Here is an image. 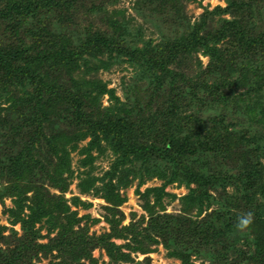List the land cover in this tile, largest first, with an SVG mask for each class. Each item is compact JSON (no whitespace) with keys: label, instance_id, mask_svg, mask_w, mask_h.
I'll return each instance as SVG.
<instances>
[{"label":"trees","instance_id":"obj_1","mask_svg":"<svg viewBox=\"0 0 264 264\" xmlns=\"http://www.w3.org/2000/svg\"><path fill=\"white\" fill-rule=\"evenodd\" d=\"M117 1L0 0V182L8 178L7 194L17 199L15 208L5 211L12 219L11 224L19 223L23 230L11 255L3 256L0 264H17L23 258L27 260L30 253L55 259L63 257L48 264H78L89 259L96 247L104 248L112 260L148 264L146 259L135 261L130 254L120 253V247H113L109 239L121 237L120 229L93 238L88 234L87 224L80 226L81 220L89 216L76 218L65 203L55 202L53 210L39 193L42 181L61 192L67 190L68 179L72 177L69 150H77L79 141L86 137L90 139L86 147L92 148L101 141L111 142L114 159L102 176L93 177L90 170L85 172L79 184L82 193L102 194L115 204L121 202L117 189L129 185V178L139 177L138 186L151 175L162 178L164 185L174 182L195 185L181 198L184 210L176 214H155L153 206L149 207L146 201L145 209L152 215L148 226L138 234L132 230L126 234L135 244L125 246L131 249L132 255L149 253L151 245L162 244L168 255L181 264L199 261V264H264V147L255 136L250 138L243 132L240 139L232 145L228 141V148L218 151V138L212 133L214 119L207 124L195 113L196 106L203 114H210V104L233 99L231 91L239 84L217 78L219 73H228V77L237 74L240 82L245 80V75L250 78L247 84L257 106L248 111L247 119L256 121L264 135V92L261 93L264 90V30L254 35L249 32L252 27L243 23V17L251 15L253 10L260 13L264 3L225 0L224 8L217 6L205 11L199 21L189 24L188 32L178 41L162 39L159 43L166 37L158 29L161 35L156 43L148 39L138 47L125 39L122 27L114 33L115 38L109 36V29L119 31L120 24L113 19L107 21L108 30L89 25L91 16H103L107 2ZM158 4L150 14L153 19L148 20L173 23V7L163 2ZM227 14L229 18L224 17ZM216 17L218 23H213ZM175 22L182 24V20ZM74 26L75 33L70 30ZM225 40L236 43L233 47L238 57L242 54L246 62L240 64L230 46L213 48ZM198 52L210 58L206 75L208 72L213 75H210L211 84L200 76L189 78V68L201 70L193 64ZM104 53L118 64L125 63L122 61L125 59L129 66L140 68L136 80L123 83L128 101H121L114 89H107L96 78L84 83L89 91L82 94L83 82L73 78L76 68H89V63L93 69L98 68L96 56ZM109 65L106 62L104 67ZM257 75L258 81L250 83ZM188 80L192 85L186 86ZM165 86L169 92L162 91ZM104 93L114 102L112 107L96 105ZM234 147L240 149L237 159L244 166L242 171L216 172L217 164L234 161V155L231 156ZM79 164L82 168L86 166L82 161ZM25 176L30 179V187L18 185ZM32 184L40 187L31 203L26 204L23 195ZM228 185L237 191L224 195ZM208 188L221 189V202L219 207L202 215L205 205L214 204ZM161 192L163 187L148 188L143 194L144 200L154 194L158 205ZM7 194L3 192L0 198ZM192 207H196L193 213ZM245 210L254 213V223L251 230L240 232L235 223ZM37 223H42L40 228H35ZM43 227L47 233L44 236L41 235ZM252 230L256 231L253 240ZM55 231V236L50 238ZM41 237L48 238L49 242L39 244L37 240ZM237 238L252 241L254 253L244 248L239 250ZM53 252L57 254L52 256Z\"/></svg>","mask_w":264,"mask_h":264},{"label":"rangeland","instance_id":"obj_2","mask_svg":"<svg viewBox=\"0 0 264 264\" xmlns=\"http://www.w3.org/2000/svg\"><path fill=\"white\" fill-rule=\"evenodd\" d=\"M260 1L262 5L264 3V0ZM159 2H163L167 6L173 7L174 14H171V16L173 17V23L163 24L158 20H148L153 19V17L150 18V14L152 10L155 11L154 7L156 8L157 5H160L158 4ZM217 6H221L224 8L226 6L225 0H118L115 3L107 2L106 7H103V16L100 15L99 18H96L95 15L91 16L88 22L90 23L89 25H93L94 28H98L100 30H108L107 21L109 19H113L120 25H117L119 27V31H116L114 28H112V30L109 29V36H111L112 39L116 37L115 34L120 32V28L122 27L121 32H124L125 39L127 41L129 40V42L132 41V43L136 44L138 47H142L146 44V42H148V39H153L154 43H156L159 39V36L161 35L160 31L166 38H161L158 41L159 43L162 39H167V41L174 42L178 41L176 39L188 32L189 24L191 25L199 21L201 14H203L205 11H212ZM224 17L229 18V15H224ZM168 19L169 18H166V20ZM84 20L82 17L81 21ZM175 20H182V24H177ZM218 20L219 18L216 17L213 23H218ZM169 21L170 20H168V22ZM243 21L244 24L250 25L252 27L251 31H249L251 34H260L264 30V8L262 7L260 13H257L253 10L251 15L247 14L243 17ZM76 29V26H74L70 30L75 33L74 30ZM158 29L160 31H158ZM136 30H138L137 33ZM161 43H164V41H162ZM231 43L232 44H230L229 41L225 40L217 43V45L213 48L220 49L222 47L228 48L230 46L231 49L229 48V50L233 52L235 59L240 64H243L244 61L246 62V59H244L242 54L240 55V57H238L239 54L233 47L234 45H236V43L234 41H232ZM96 57V66H98V68L93 69V65L89 63V68H76L74 73H72L74 79L78 80L81 83L83 82L82 94H84L85 91L88 90V86L85 88L84 83L92 81L94 78H96L100 81L99 84L105 85L107 89H114V93L116 94V96L120 97L121 101H128L124 93L123 83L129 84L131 81L136 80L138 78L136 74H138L140 68H133L129 66L126 63L125 59H122V61H125L126 64L122 62L121 64H118V61L113 60L109 55H107V53ZM196 58L197 59L193 64L199 66L201 70H197V68L195 67L189 68L187 70L189 78L195 79L196 77L198 78V76H200L203 77V81H207L209 84H211V81H213V79H211V76L213 77V75L211 74V72H208V74L206 75V66L210 58L208 56L202 55V53L200 52H198ZM106 62L110 63L109 68L104 67V64H106ZM161 73L162 72H158L159 75ZM259 75L254 76L255 78L252 77L250 83H255L256 81H258ZM217 78L230 80L233 83L239 84L238 86H233L234 89L231 91L232 94L230 95V98L232 97L233 99H229L228 102H220L219 104H210L212 105V111L210 112V114H208L207 112L203 114L202 109L196 106L197 110L195 111V113L197 112V116H199L201 120L204 123L206 122L207 124L208 122H210V120L214 119L212 133L214 134L213 137L218 138V151L228 148V141V144L232 145L237 139H240V134L243 132H246L248 137L255 136L258 142H260L259 145L264 147V135L260 131V127H258V124L255 123L256 121L247 119L248 116L246 115L248 111L253 109L255 110V108H257V106L254 104L255 100H253L250 95V88L247 84V80H249L250 78L248 76L245 77L244 75L245 80L240 82L237 74L234 73L230 77H228V73H219ZM62 79L63 78H61L60 81H62ZM182 85L183 84H181L180 86ZM190 85H192V82L188 80L186 82V86ZM162 91L165 93L169 92V87L165 86ZM263 92L264 90H261V93ZM127 97H130V94ZM113 103L114 102L111 100L108 93H104L99 101H97L96 105L100 106V108H107L109 106L112 107ZM155 107L156 105L153 107V111L155 110ZM113 108H115V106ZM95 110L97 111L96 107ZM156 120L153 121V123L156 122ZM160 123L161 120L158 119L157 124ZM57 126H59V124ZM47 130L48 128L45 130V132H47ZM88 141H90V139L86 137L79 141V143L77 144V150H69V159L71 161L70 170L72 172V177H68V180L70 181L68 182L67 190L61 192L58 189L52 187L47 181H42L39 193L47 202L46 204H48V207L51 206V208L54 210L55 202H59L62 204L65 203V205L68 206L69 211L77 215L76 218H84V216H89L91 224L89 223V219L84 218L81 220L80 226L87 224L89 229L88 234L89 236H93V238L101 237L102 235H109L112 231H118L120 229V232L123 235L121 237L119 236V238L112 236L109 239V242L113 244V247H120V253H127L130 254L131 257L133 256V259L135 261H142L143 259H146L148 264H181L179 260L168 255V251L163 247L162 244L151 245V250L149 251V253L132 255L131 249H127L125 248V246H135V244L131 241L130 235L126 236V234L131 230L133 233L135 232V234H138V232L140 233L143 228L148 226L150 217L152 215L148 212V210L145 209V206H147L146 201L148 202L149 207L153 206V213L155 212V214L163 212L176 214L179 213L184 206L181 198L186 197L190 193L189 191L191 189H194L195 185L192 183L187 184L186 182H174L168 185H164V181L162 178L158 177L157 175H151L150 177H145L144 179H146V181H144L141 186H138L139 177L134 178V180L129 178V180L131 181L129 185L117 189L116 192L121 202L115 204L104 199L102 197V194L95 195V193L92 192L82 193L83 191L79 187V184L81 183V180L85 178V172L90 170L92 171L93 177L102 176L104 172L109 170L114 159V154L110 147V144H112L111 142L107 143L105 141H101L99 142V144H96L91 148L89 146L86 147ZM238 151H240V149L238 147H234L233 152H231V156L234 155V161L232 162L230 160H225V162L217 164L215 167V171H222L226 173L229 172L232 174L235 173L236 170L241 172L242 167L244 166L237 159ZM81 161L85 162L86 166L84 168L80 167L79 163H81ZM262 161H264V159H262ZM190 166L192 167L193 165ZM65 176L67 175L65 174L64 177ZM2 182L3 183L0 182V189H3L4 191L1 190L0 195L3 192L5 195L8 193V189H6V184L9 183L8 178H5ZM28 182H30L28 176H25L23 178L21 177V179L18 181V185L21 187H27L26 184H28ZM28 186L30 187L29 184ZM40 186H33L32 184V188L28 187L29 190L25 193V195H23L25 196L26 204L31 203L32 198L37 195L36 189ZM162 187L163 193L161 192V203H159L158 205L155 203L154 194H150L147 199L144 200L143 194L146 189ZM208 191L211 193V196L214 199V204L205 205L202 215H206L211 210L220 206L221 198L219 197V194L221 193V189L218 188L214 190L208 188ZM235 191L237 190L232 185H228L226 187L224 195H227L228 193L232 194ZM4 195L0 198V228L3 227V229L1 230L2 238L0 239V259H2L3 256L5 257V255H11V252L14 250V246L16 245L15 243L17 238L20 239L23 234L21 225L19 223L12 225L10 221L12 219L9 216L8 212L5 211L6 209L15 208L14 201L17 198L16 196L14 197L13 195L9 194H7L6 196ZM73 199L76 203L73 202ZM203 200L206 204V198H203ZM257 200L260 201L261 199L257 196ZM83 205L87 207L84 208ZM206 208L208 209L206 210ZM163 209L166 210L163 211ZM194 210H196V207L191 208L192 213L194 212ZM246 212L248 211L245 210L243 213ZM41 225L42 223H37L35 228H40ZM254 232L256 233V231H251L252 240L254 239ZM55 233L56 231L50 234V238L54 237ZM45 234L47 233L45 231V227H43L41 229V235L44 236ZM125 236L126 238H124ZM37 242L39 244H47L49 242V239L41 237L37 240ZM237 248L239 250H242L244 248V250L248 251L249 253H254L255 251L252 241H245L244 239L238 238ZM115 252L116 250H114V255H117ZM53 254H57V252H53L52 256H54ZM62 258L63 257H57V259H55L51 258L50 256L44 257L40 253H37L36 255L30 253L27 260L23 258L22 261L19 260L17 264H29V262H31V264H48L49 261H61ZM199 262H196V264H199ZM78 264L130 263L112 260L104 248L96 247L91 251L89 259L81 260L80 262H78Z\"/></svg>","mask_w":264,"mask_h":264},{"label":"clouds","instance_id":"obj_3","mask_svg":"<svg viewBox=\"0 0 264 264\" xmlns=\"http://www.w3.org/2000/svg\"><path fill=\"white\" fill-rule=\"evenodd\" d=\"M254 223V213L249 211L246 213H242L237 217L235 228L243 232L251 228L252 224Z\"/></svg>","mask_w":264,"mask_h":264}]
</instances>
